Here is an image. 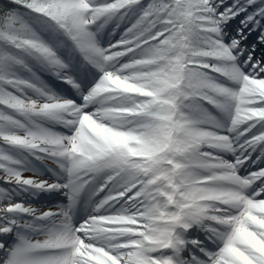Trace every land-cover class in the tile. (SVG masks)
<instances>
[{
    "label": "snow or ice",
    "instance_id": "6c2138e0",
    "mask_svg": "<svg viewBox=\"0 0 264 264\" xmlns=\"http://www.w3.org/2000/svg\"><path fill=\"white\" fill-rule=\"evenodd\" d=\"M0 264H264V0H0Z\"/></svg>",
    "mask_w": 264,
    "mask_h": 264
}]
</instances>
